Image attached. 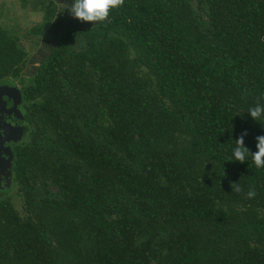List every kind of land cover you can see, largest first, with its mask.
<instances>
[{
  "label": "trees",
  "instance_id": "16d2710c",
  "mask_svg": "<svg viewBox=\"0 0 264 264\" xmlns=\"http://www.w3.org/2000/svg\"><path fill=\"white\" fill-rule=\"evenodd\" d=\"M42 9L37 37L63 12ZM1 22L0 83L25 135L0 264H264V168L233 155L243 132L251 153L264 136L248 112L264 104V0H124L63 29L29 76Z\"/></svg>",
  "mask_w": 264,
  "mask_h": 264
},
{
  "label": "rangeland",
  "instance_id": "374dc122",
  "mask_svg": "<svg viewBox=\"0 0 264 264\" xmlns=\"http://www.w3.org/2000/svg\"><path fill=\"white\" fill-rule=\"evenodd\" d=\"M57 1V0H55ZM26 2V3H24ZM59 3H67L71 5L72 0H58ZM24 3L25 6L22 5ZM43 4H49V0H0V21L13 30L21 37L24 46L30 52L31 60L27 70V76L34 73L39 63L54 49L58 41L57 35L65 28L75 25H81V21H75L67 9L61 10L62 16L60 21L53 22V26L41 36L30 34V30L43 22L44 10ZM67 17L70 21L67 22ZM85 22H83L84 24ZM92 22H87L89 24ZM55 25V26H54ZM0 195L13 197V201L18 208H21L20 197L16 194V188L12 187V178L9 184L3 190H0Z\"/></svg>",
  "mask_w": 264,
  "mask_h": 264
},
{
  "label": "clouds",
  "instance_id": "9594fccd",
  "mask_svg": "<svg viewBox=\"0 0 264 264\" xmlns=\"http://www.w3.org/2000/svg\"><path fill=\"white\" fill-rule=\"evenodd\" d=\"M58 2V0H57ZM59 3V2H58ZM61 10L67 9V11L76 19L83 22L99 23L107 20L110 11L113 8L123 6L124 0H72L71 5L64 3L61 4ZM248 112L253 120H260L264 117V104L259 100L256 104L248 109ZM247 132H243L236 140V146L233 149V155L236 161L241 163L246 161V157L251 154L252 161L257 168H264V136L256 137L257 151L251 153L244 145V137ZM231 188L233 191L240 193L243 191L241 186L237 183H232ZM257 195L254 186H250L246 197L248 199L255 198Z\"/></svg>",
  "mask_w": 264,
  "mask_h": 264
},
{
  "label": "water",
  "instance_id": "95a60500",
  "mask_svg": "<svg viewBox=\"0 0 264 264\" xmlns=\"http://www.w3.org/2000/svg\"><path fill=\"white\" fill-rule=\"evenodd\" d=\"M21 101L16 88L0 83V186L8 185L10 180L14 147L9 142L19 141L25 135Z\"/></svg>",
  "mask_w": 264,
  "mask_h": 264
},
{
  "label": "flooded vegetation",
  "instance_id": "af4514ba",
  "mask_svg": "<svg viewBox=\"0 0 264 264\" xmlns=\"http://www.w3.org/2000/svg\"><path fill=\"white\" fill-rule=\"evenodd\" d=\"M4 84H6V82H5ZM6 85H7V84H6ZM19 107H20V106H19ZM19 109H20V108H19ZM13 125H15V124H13ZM9 144L12 145V146L14 147V144H15V143H14V141H10Z\"/></svg>",
  "mask_w": 264,
  "mask_h": 264
}]
</instances>
